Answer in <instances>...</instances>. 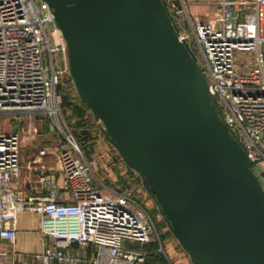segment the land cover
<instances>
[{
    "label": "water",
    "instance_id": "95a60500",
    "mask_svg": "<svg viewBox=\"0 0 264 264\" xmlns=\"http://www.w3.org/2000/svg\"><path fill=\"white\" fill-rule=\"evenodd\" d=\"M45 1L79 97L192 264H264V186L161 0Z\"/></svg>",
    "mask_w": 264,
    "mask_h": 264
},
{
    "label": "built area",
    "instance_id": "2783aa9c",
    "mask_svg": "<svg viewBox=\"0 0 264 264\" xmlns=\"http://www.w3.org/2000/svg\"><path fill=\"white\" fill-rule=\"evenodd\" d=\"M192 1L161 0L178 39L204 76L221 119L252 168L264 170V0H207L219 13L214 22L193 14ZM57 52L67 55L68 49L45 0H0V240L13 243L17 215L29 211L39 218L46 239L37 255L42 264H147L150 253L143 247L152 242L158 245L156 252L174 264L139 198L98 175L60 118L56 89L69 68L56 67ZM240 52L249 53L250 59L240 62ZM19 113L52 117L63 135L64 143L57 148L65 180L61 192L51 185L48 195L23 197L17 189L24 128L13 124L7 129L4 116L16 120ZM45 153L46 148L40 149ZM111 163L127 166L120 153ZM74 243L94 245V254L74 252ZM15 258L16 253L0 252V264H14Z\"/></svg>",
    "mask_w": 264,
    "mask_h": 264
},
{
    "label": "rangeland",
    "instance_id": "374dc122",
    "mask_svg": "<svg viewBox=\"0 0 264 264\" xmlns=\"http://www.w3.org/2000/svg\"><path fill=\"white\" fill-rule=\"evenodd\" d=\"M37 1L41 2L42 0ZM203 1L200 2L199 0H193L189 5L190 11H192L193 14H199L200 19L203 21L214 22V20L218 18L219 13L215 11L216 8L213 4L207 3V0H205V2ZM237 54V59L240 62L244 63V61H248V59H250L249 53L240 52ZM54 60L57 68L59 66H67V68H69L68 54L65 57L62 53L57 52L54 54ZM250 65L251 64L248 66ZM56 90L61 99L60 105L62 108V115L60 118L65 120L68 127L81 145L86 157L90 158L89 160H93V158L89 156V154L93 151V143L89 141L92 140L94 136L98 137V134H100V125L103 126V123L98 122V119L94 116L89 107L79 97L69 74V70L60 78V83L57 85ZM64 100L68 103L66 105L67 107L64 106ZM11 116L12 115L10 114H6L4 116L5 127L11 128L13 124H18L20 128L23 127L24 130L21 132L22 138L24 135L33 134L37 139L41 140V142H38L39 146L45 145L46 143H51L52 145L59 147L64 143L63 135L59 132V130L55 129V126H53V122L55 120L52 117H48L44 114H36L33 115V117H29L26 114L19 113L18 118L15 120L11 118ZM101 134L103 135V133ZM85 142L88 144H85ZM109 143V146L111 147L109 154L111 155V159L115 161L117 153L119 152L112 142L109 141ZM129 169L132 168L129 166L128 168H125L124 165L118 163L116 166H113L112 169L96 170L98 174L106 180L110 178V171L112 174L111 176L117 178L118 185H120L125 190L132 191L134 197L139 198V202L148 210L149 214L153 218L157 227V231L161 236L162 242L165 246L166 253H168L169 258L174 264H192L189 254L181 247L180 243L172 234L165 218L160 212L156 200L147 190L145 182L141 179V176L140 178L138 177L139 173L137 171L133 169L130 171ZM253 169L254 173H257L256 175L264 186V178L261 175L264 170L258 166L254 167ZM129 247L134 248L136 246L129 245Z\"/></svg>",
    "mask_w": 264,
    "mask_h": 264
},
{
    "label": "crops",
    "instance_id": "0c3cea01",
    "mask_svg": "<svg viewBox=\"0 0 264 264\" xmlns=\"http://www.w3.org/2000/svg\"><path fill=\"white\" fill-rule=\"evenodd\" d=\"M64 56L66 57V55ZM99 133L98 137L94 136L89 141L93 143V151L91 150L92 152L89 154L93 158L91 162L95 169H112L111 162L114 160L111 159V155L109 154V150L111 149L109 146L110 140L106 137L102 125H100ZM38 142H41V140L37 139L33 134L24 135L21 140L22 173L16 183V187L23 197L48 195L52 190L51 185L56 186L54 188L56 189V193L61 192L64 187L63 170L57 160L58 146H54L51 143L39 146ZM85 144L88 143L85 142ZM42 148H46V153L43 155L40 154V149ZM125 168H128V166H125ZM129 170L132 171V169ZM109 173L111 179L108 178L110 181L108 179L106 181L109 184L112 183V185L118 184L117 178L112 177L110 171ZM138 177L140 178V174ZM15 228L16 238L14 242L11 243L6 239L0 240V252L6 251L9 254L16 253L14 264H42L37 259V255L43 250V244L46 239L40 233V221L37 215L29 211L20 212L17 215ZM49 242L53 243L52 240H49ZM72 249L76 253L82 255L88 254L90 256L94 254L95 246L91 244L86 247H81L79 244L74 243ZM1 262L4 261L1 260Z\"/></svg>",
    "mask_w": 264,
    "mask_h": 264
},
{
    "label": "trees",
    "instance_id": "16d2710c",
    "mask_svg": "<svg viewBox=\"0 0 264 264\" xmlns=\"http://www.w3.org/2000/svg\"><path fill=\"white\" fill-rule=\"evenodd\" d=\"M67 104V101L64 100V106ZM143 248L150 253L147 258V264H169L167 259L161 253L156 252V249L158 248L156 243H149Z\"/></svg>",
    "mask_w": 264,
    "mask_h": 264
},
{
    "label": "bare ground",
    "instance_id": "6f19581e",
    "mask_svg": "<svg viewBox=\"0 0 264 264\" xmlns=\"http://www.w3.org/2000/svg\"><path fill=\"white\" fill-rule=\"evenodd\" d=\"M257 174V173H256ZM260 176V175H259Z\"/></svg>",
    "mask_w": 264,
    "mask_h": 264
}]
</instances>
